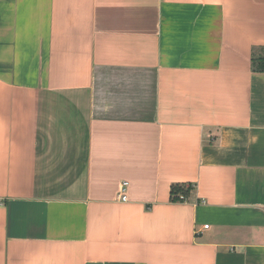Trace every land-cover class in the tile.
<instances>
[{
	"label": "crops",
	"instance_id": "crops-1",
	"mask_svg": "<svg viewBox=\"0 0 264 264\" xmlns=\"http://www.w3.org/2000/svg\"><path fill=\"white\" fill-rule=\"evenodd\" d=\"M262 57L264 0H0V264H264Z\"/></svg>",
	"mask_w": 264,
	"mask_h": 264
},
{
	"label": "trees",
	"instance_id": "trees-1",
	"mask_svg": "<svg viewBox=\"0 0 264 264\" xmlns=\"http://www.w3.org/2000/svg\"><path fill=\"white\" fill-rule=\"evenodd\" d=\"M251 70L253 72L264 73V57L252 59V61H251ZM183 192H184V189L182 187H177V186L173 187L172 190H171L172 202H177V201H180V200L184 201L185 198L183 197ZM181 197H183V199H181Z\"/></svg>",
	"mask_w": 264,
	"mask_h": 264
},
{
	"label": "built area",
	"instance_id": "built-area-1",
	"mask_svg": "<svg viewBox=\"0 0 264 264\" xmlns=\"http://www.w3.org/2000/svg\"><path fill=\"white\" fill-rule=\"evenodd\" d=\"M127 187H128L127 182H122L119 186L118 200L121 202L127 201ZM181 199H183V197H181Z\"/></svg>",
	"mask_w": 264,
	"mask_h": 264
}]
</instances>
